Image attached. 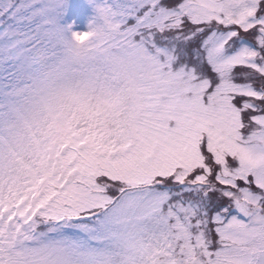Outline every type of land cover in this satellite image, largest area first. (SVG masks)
<instances>
[{
  "label": "snow or ice",
  "instance_id": "obj_1",
  "mask_svg": "<svg viewBox=\"0 0 264 264\" xmlns=\"http://www.w3.org/2000/svg\"><path fill=\"white\" fill-rule=\"evenodd\" d=\"M0 0V264H264V0Z\"/></svg>",
  "mask_w": 264,
  "mask_h": 264
},
{
  "label": "rangeland",
  "instance_id": "obj_2",
  "mask_svg": "<svg viewBox=\"0 0 264 264\" xmlns=\"http://www.w3.org/2000/svg\"><path fill=\"white\" fill-rule=\"evenodd\" d=\"M73 13L80 15V20L75 27L79 30H84L87 25V19L92 14V8L88 4V0H68L66 19H73Z\"/></svg>",
  "mask_w": 264,
  "mask_h": 264
}]
</instances>
